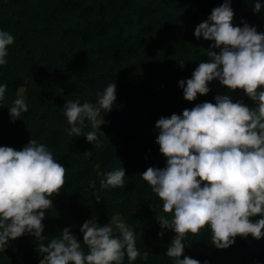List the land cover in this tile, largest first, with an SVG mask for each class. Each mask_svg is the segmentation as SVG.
Here are the masks:
<instances>
[{
    "label": "trees",
    "instance_id": "1",
    "mask_svg": "<svg viewBox=\"0 0 264 264\" xmlns=\"http://www.w3.org/2000/svg\"><path fill=\"white\" fill-rule=\"evenodd\" d=\"M262 5L253 11L254 4ZM223 0H0V29L14 42L7 63L0 66L6 84L0 103V146L20 149L29 139L47 145L65 166V182L53 194V208L45 210L42 235L51 238L69 227L78 241L80 226L93 216L103 226L125 221L142 253L132 264H173L165 255L175 233L156 219L164 215L162 202L140 174L148 167H164L166 158L155 142V122L181 114L196 103H214L229 94L249 107L255 103L242 90L228 91L213 80L210 91L193 101L183 97L178 81L191 77L212 41L196 38L197 24ZM236 26L246 22L264 32V0H231ZM184 61L183 67L179 62ZM115 81L116 100L104 114L99 147L81 136H69L63 113L66 99L94 102L97 91ZM18 93L28 111L12 120L8 106ZM89 130L86 126L85 131ZM125 170V184L103 189L99 181L115 167ZM99 196V200L95 198ZM170 215V214H167ZM38 241L31 235L10 240L0 264H38ZM181 255L203 264H264V237L237 236L226 249L211 244L207 228L187 234ZM82 247L83 244H82ZM86 251V247L84 248ZM123 264H129L125 256Z\"/></svg>",
    "mask_w": 264,
    "mask_h": 264
},
{
    "label": "clouds",
    "instance_id": "2",
    "mask_svg": "<svg viewBox=\"0 0 264 264\" xmlns=\"http://www.w3.org/2000/svg\"><path fill=\"white\" fill-rule=\"evenodd\" d=\"M261 8L257 2L253 11L259 13ZM232 18L231 0H223L196 25L194 36L212 41L206 50L208 59L201 60L191 77L178 85L184 99L193 101L197 94H207L208 84L217 80L229 92L242 90L255 107L226 93L216 95L214 103L204 101L179 115L161 116L155 122V142L166 158L165 166H150L140 174L162 202L164 215L156 217L161 228L158 236L164 229L175 233L165 253L173 264H201L187 255L181 259V255L186 235L204 228L216 249L228 248L237 236L264 237V32L246 22L233 25ZM14 39L0 29V66L7 63ZM183 63L179 62L181 67ZM6 87L0 83V103L5 100ZM115 90L112 81L97 91L94 102L66 99L67 134L83 135L99 147L100 125L106 123L103 116L114 105ZM28 107L26 97L18 93L8 106L10 118H21ZM65 171L47 145L35 139L20 149L0 146V253L10 240L31 235L39 242L42 258L38 264H123L125 256L132 264L142 256L134 230L119 219L103 226L95 216L86 219L80 226L82 243L69 227L51 238L42 235L45 210L53 208L51 197L62 189ZM124 184L121 166L106 171L99 181L103 189Z\"/></svg>",
    "mask_w": 264,
    "mask_h": 264
}]
</instances>
